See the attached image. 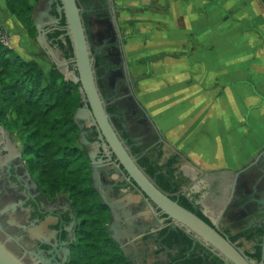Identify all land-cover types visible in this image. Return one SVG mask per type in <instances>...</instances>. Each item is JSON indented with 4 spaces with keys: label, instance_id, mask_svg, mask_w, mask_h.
Listing matches in <instances>:
<instances>
[{
    "label": "flooded vegetation",
    "instance_id": "af4514ba",
    "mask_svg": "<svg viewBox=\"0 0 264 264\" xmlns=\"http://www.w3.org/2000/svg\"><path fill=\"white\" fill-rule=\"evenodd\" d=\"M76 1L89 54L93 56L95 85L104 101L108 121L126 152L146 174L140 161L147 158L149 162L161 165L174 153L165 144L166 140L135 92L139 78L145 73L142 76L131 74L125 44L132 34L124 33L127 23L120 21L123 15L118 13L125 10L131 15L136 10L157 9L160 8L158 2L120 5L115 0ZM36 5L42 8L40 33L45 38L44 51H55L58 61L65 63L68 72L77 75L73 55L65 57L58 46V40L62 41L67 35L66 26L64 35L53 36L59 29L58 22L63 13L57 12L60 4L57 0H38L34 8ZM132 10L134 12L129 14ZM37 35L36 30L34 39ZM82 102L79 108H89L83 93ZM82 114L83 117L76 121L79 135L83 134L78 143L90 159L91 172L93 165L98 169L97 189L107 196L111 209L93 189L107 208V231L112 240L109 231L111 210L118 219L114 234L122 248L113 241L127 264H235L195 232L179 225L172 227V219L133 182H126L129 176L121 165V173L115 172L113 165H118V161L98 125L91 116ZM182 157L179 156L175 163L177 173L189 180L182 185V193L198 206L208 224L247 262L263 264L264 146L231 173L229 188L222 181L212 179V172L192 162L191 170L186 174ZM80 224V217L63 193H50L38 184L21 151L20 141L0 122V243L23 264H69Z\"/></svg>",
    "mask_w": 264,
    "mask_h": 264
},
{
    "label": "crops",
    "instance_id": "0c3cea01",
    "mask_svg": "<svg viewBox=\"0 0 264 264\" xmlns=\"http://www.w3.org/2000/svg\"><path fill=\"white\" fill-rule=\"evenodd\" d=\"M156 1L160 8L131 14L142 21L125 44L126 58V50L136 58L132 68L142 63L141 72L131 74L145 73L137 83L144 88L140 101L163 137L173 133V143L164 137L167 144L190 163L215 174L234 173L264 146V35L254 23L260 18L257 2L252 0L247 26L223 19L229 11L220 0ZM152 27L156 34L148 39L158 47L137 51L142 32ZM228 47L238 53L230 56ZM228 64L239 70L229 71ZM154 100L163 104L155 113Z\"/></svg>",
    "mask_w": 264,
    "mask_h": 264
},
{
    "label": "trees",
    "instance_id": "16d2710c",
    "mask_svg": "<svg viewBox=\"0 0 264 264\" xmlns=\"http://www.w3.org/2000/svg\"><path fill=\"white\" fill-rule=\"evenodd\" d=\"M37 1L5 0L7 11L31 38L36 36L32 11ZM65 26L62 13L53 36L64 35ZM58 46L65 57L73 55L67 35L58 40ZM82 103L79 82L65 79L55 65L45 71L39 62L25 60L0 41V122L20 141L38 184L50 193H63L81 220L69 264H127L107 231L108 211L92 187L90 159L78 143L79 128L73 116ZM179 155H171L161 165L144 158L140 165L170 199L208 223L182 193V185L189 180L177 173Z\"/></svg>",
    "mask_w": 264,
    "mask_h": 264
},
{
    "label": "water",
    "instance_id": "95a60500",
    "mask_svg": "<svg viewBox=\"0 0 264 264\" xmlns=\"http://www.w3.org/2000/svg\"><path fill=\"white\" fill-rule=\"evenodd\" d=\"M258 5V9L264 13V0H255ZM60 6L57 8V12L64 13L66 21L67 36L69 37L72 45L73 58L75 61V66L77 70V75L72 73H67L70 80L80 83V89L89 105V108H79L74 114V120L77 121L80 117L79 114L84 113L87 116H91L93 121L98 125L102 136L105 138L107 144L109 145L112 153L115 155L118 165H113L115 172L121 173L119 165L122 166L126 174L129 176L127 183H134L141 192H143L146 197L159 208L168 218L172 219L171 226L185 227L196 234H198L204 241L210 243L218 251L223 253L226 257L230 258L235 264H250L245 260V258L238 252V250L225 238L223 237L212 225L205 222L203 219L198 217L196 214L192 213L188 209L179 205L176 201L170 199L166 193L162 192L156 185L154 180L150 179L146 174L140 170L136 165L133 158L126 152L122 141H120L113 130L112 126L108 121L109 115L107 114L105 107L103 105V100H101L98 90L95 85L92 61L93 56L89 54V45L86 41V36L84 34V26L81 21L80 9L78 8L76 0H60ZM41 12L42 8L37 6L34 8L32 13L33 25L35 26L38 35L36 40L43 48H46L43 43L44 36L41 32ZM46 13V11H45ZM56 20L55 17H51ZM93 24L95 21L92 22ZM96 24H94V27ZM95 29L98 30L96 27ZM40 33V34H39ZM51 51V49H49ZM48 51V52H49ZM57 52V50H56ZM65 62V60H64ZM65 65V63H64ZM67 69V68H66ZM68 71V70H67ZM80 137L83 134L80 133ZM81 141L86 142L83 138ZM168 155V154H167ZM173 155V154H172ZM171 156V155H170ZM91 159L93 160V154H91ZM184 162V161H183ZM94 164V163H93ZM191 167L184 162L183 170L188 174ZM190 169V170H189ZM212 179H216L225 183L226 188L230 187L232 182L231 174H211ZM123 177V176H121ZM131 179V180H130ZM99 182L98 169L96 166H92L91 172V183L92 187L96 189L100 195L102 202L112 208L107 196L102 195L100 190L97 189ZM140 192V195L142 193ZM118 226V219L114 216L111 210V224L109 226V231L112 235L113 240L122 248V244L118 240L114 229ZM0 264H23L17 259L12 253H10L1 243H0ZM263 264H264V254H263Z\"/></svg>",
    "mask_w": 264,
    "mask_h": 264
},
{
    "label": "rangeland",
    "instance_id": "374dc122",
    "mask_svg": "<svg viewBox=\"0 0 264 264\" xmlns=\"http://www.w3.org/2000/svg\"><path fill=\"white\" fill-rule=\"evenodd\" d=\"M115 1L117 3H120V5H132V4H136L137 2H140V3L145 2V0H115ZM214 1L215 0H213V2ZM217 2H219V0H217ZM235 2H237V3H235ZM251 3H253L252 0H243V1L242 0H220L219 5L222 4V9H226V7L228 6L227 9L229 11L228 15L223 14L222 18L226 19L228 17L229 22L238 21L239 23L241 22V24H243V25L249 26L250 23H252V17L250 16L251 15V9H250ZM215 4L216 3H214L213 5H215ZM132 12H134V10L130 11L129 14ZM141 12H144V11H141V10L137 11L136 10L134 13H141ZM258 12L260 14V18L258 20H257V18H255L254 23L259 27H256V26L255 27L257 29H260V31H262V34L264 35V13L260 10ZM120 14L123 16L127 14L126 16H128L126 19L124 18L123 20H121V22L123 21V22L127 23V26L125 28H123V31L125 34H133V33L140 31L139 29H136L135 26L137 23H141L142 19H140V20H137L136 18L133 19L131 17V15H128V12L125 10L120 11V13H118V15H120ZM242 16L244 17L243 20H242ZM128 22H129V24H128ZM132 22H135V24ZM139 25L144 27V25H142V24H139ZM0 27L6 35V42H7L6 46L7 47L12 48L15 52H17L25 60H35V61L39 62L45 71H48L53 65H55L62 72V74L64 75V78L69 79V77L67 75L68 71H67L66 67L64 66V63H62L61 61H58L59 59L57 58L55 51L52 50L49 52H45L44 48L40 45V43H38V41L36 39L28 36L25 28L20 24V22L17 19H15L14 16L11 15L7 11L6 6H5V0H0ZM154 29H155V27L150 28L149 34L147 32L146 33L142 32L143 42H141L139 44H138V42H136L137 44H135V46H134L137 51H139V52L146 51V50H148L149 52H151L153 50L155 51V49L158 46L151 45L152 42H154V41L148 39L149 37H153L152 35L156 34ZM233 34L234 33L231 32L230 37L233 36ZM251 34H253V33L249 32L246 37H250ZM228 48H229L228 52H229L230 56L238 53V49H235L233 47H228ZM249 48H250V46H248L246 44V46H245L246 53L248 52ZM126 52L128 54L127 55L128 56L127 61L130 64V70L132 71V73L136 74V72H141L142 63L139 64L137 62L139 68H138V70H134V68H132V66H134L136 58H134V57L132 58V56L129 55L130 52L128 50H126ZM153 55H156V54H153ZM149 57H151V56H149ZM154 65L155 64H150V67L152 69H155L156 66H154ZM228 66H229L228 67L229 71H233V70L236 71V69L239 70L238 68H236L237 65L228 64ZM137 85L135 88V92H136L138 98L144 103V101L142 100L143 99L142 98V94H143L142 92H144L143 91L144 88L141 87V84H137ZM162 105H161V103L158 104L157 100H154V105L152 107L153 112L154 113L156 112L157 106H162ZM80 115L83 116L82 113L79 114V116ZM164 128H166V127H164ZM170 129H171V127H170ZM159 131H161V130H159ZM172 135H173V133H171V132L168 134L165 133L164 137L168 141L171 142ZM14 137H15V135H14ZM171 143H173V142H171ZM165 144H167V142ZM167 146L172 150V153H174V154L179 153V151L175 150L172 145L167 144ZM179 156L182 157L181 152H180ZM182 160L184 162H186L190 167H192V165L188 161V159L182 157ZM213 174H215V173H213ZM218 174H231V173H218ZM263 181H264V179H263Z\"/></svg>",
    "mask_w": 264,
    "mask_h": 264
},
{
    "label": "built area",
    "instance_id": "2783aa9c",
    "mask_svg": "<svg viewBox=\"0 0 264 264\" xmlns=\"http://www.w3.org/2000/svg\"><path fill=\"white\" fill-rule=\"evenodd\" d=\"M0 41L6 46L7 42H6V35L5 33L2 31V29H0Z\"/></svg>",
    "mask_w": 264,
    "mask_h": 264
},
{
    "label": "bare ground",
    "instance_id": "6f19581e",
    "mask_svg": "<svg viewBox=\"0 0 264 264\" xmlns=\"http://www.w3.org/2000/svg\"><path fill=\"white\" fill-rule=\"evenodd\" d=\"M2 206V205H1ZM36 231V230H35ZM36 235V234H35ZM37 235H39V234H37Z\"/></svg>",
    "mask_w": 264,
    "mask_h": 264
}]
</instances>
